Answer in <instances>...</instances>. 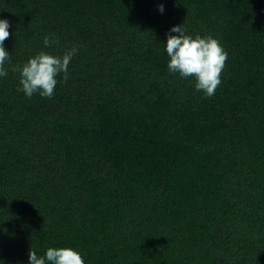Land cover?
Listing matches in <instances>:
<instances>
[{
	"label": "trees",
	"instance_id": "1",
	"mask_svg": "<svg viewBox=\"0 0 264 264\" xmlns=\"http://www.w3.org/2000/svg\"><path fill=\"white\" fill-rule=\"evenodd\" d=\"M0 16V264L50 245L85 264H264V0H0ZM175 23L226 49L211 95L168 71ZM73 44L50 97L17 91L11 65Z\"/></svg>",
	"mask_w": 264,
	"mask_h": 264
},
{
	"label": "clouds",
	"instance_id": "2",
	"mask_svg": "<svg viewBox=\"0 0 264 264\" xmlns=\"http://www.w3.org/2000/svg\"><path fill=\"white\" fill-rule=\"evenodd\" d=\"M157 10L163 12L162 2L157 4ZM9 26V19L0 16V76L7 71L4 65L10 55L4 43L9 35ZM55 39L54 33H45L42 44L46 48ZM163 47L168 57L166 67L169 72L181 77L191 75L194 78L193 87L202 90L204 95L214 92L227 55L217 36L210 33L193 34L185 29L183 23H175L166 31ZM45 48L28 56L21 64L11 65V70L18 72L17 91L22 90L26 96L38 92L41 96L50 97L57 83V74L67 77L70 58L77 50L73 44L57 55ZM27 257V264H46V261L51 264H85L82 250L74 245H50L42 254L30 247Z\"/></svg>",
	"mask_w": 264,
	"mask_h": 264
}]
</instances>
